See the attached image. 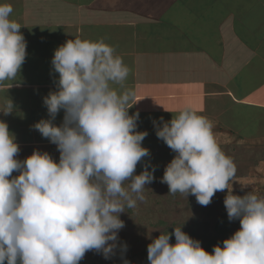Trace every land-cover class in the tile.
Here are the masks:
<instances>
[{
	"label": "clouds",
	"instance_id": "1",
	"mask_svg": "<svg viewBox=\"0 0 264 264\" xmlns=\"http://www.w3.org/2000/svg\"><path fill=\"white\" fill-rule=\"evenodd\" d=\"M12 13L11 4H0V86L16 79L28 55ZM51 64L59 78L57 90L43 98L50 118L32 127L56 145L59 161L39 150L17 159L16 137L0 120V264H80L89 251L109 259L125 226L120 215L145 200V185L155 179L154 166L135 175L150 156L142 146L148 132L137 131L138 111L129 114L135 91L124 87L130 68L115 49L103 39L76 37L55 49ZM14 110L10 98L0 104L4 116ZM153 126L175 153L161 180L169 193L195 196L207 206L227 189L228 220H239L240 228L210 254L175 227L148 245L149 264H264V197L229 193L237 168L217 143L212 122L189 108Z\"/></svg>",
	"mask_w": 264,
	"mask_h": 264
},
{
	"label": "crops",
	"instance_id": "2",
	"mask_svg": "<svg viewBox=\"0 0 264 264\" xmlns=\"http://www.w3.org/2000/svg\"><path fill=\"white\" fill-rule=\"evenodd\" d=\"M22 25L27 57L14 81L0 86V113L24 160L34 150L59 161L56 145L32 126L49 119L43 98L57 90L51 60L67 40L98 41L115 49L130 68L124 87L135 91L129 114L139 112L137 131L150 156L137 164L155 167L158 179L172 160L155 134L153 120L170 121L192 109L212 122L221 150L245 147L264 172V0H0ZM118 91L120 85H112ZM166 110V111H165ZM61 110L54 123L63 122ZM173 153V157H174ZM172 157V158H173ZM261 163V164H260ZM18 175V173H13Z\"/></svg>",
	"mask_w": 264,
	"mask_h": 264
},
{
	"label": "rangeland",
	"instance_id": "3",
	"mask_svg": "<svg viewBox=\"0 0 264 264\" xmlns=\"http://www.w3.org/2000/svg\"><path fill=\"white\" fill-rule=\"evenodd\" d=\"M230 143H227L228 148L223 152L233 159L237 171L229 183V193L243 196L253 191L254 194L264 197V172L254 173L253 164L248 165L247 170L242 171L240 168L244 160L250 162L256 153H249L243 146L236 151L235 148L230 147L232 146ZM166 154L173 159L171 149L163 152L164 156ZM151 170L149 168V171ZM141 172L142 170L138 169L135 175ZM162 177L163 175H159V179H154L151 184L145 185L143 202L138 201L135 208L125 207V213L120 215L125 226L118 233V247L115 254L105 259L101 253L89 251L80 264H124L125 260L130 264H149L145 252L148 245L160 234L172 233L175 227H182L183 232L193 235L195 240L201 242V245L210 239H226L227 234L230 238L239 230V220L232 222L228 220L224 206L227 189L215 194L216 201L212 198L209 205L201 206L197 203L195 196L189 195L186 198L178 192L169 193L168 185L161 183ZM125 187H128L127 182ZM221 218L226 221V224L221 223ZM170 243H175L174 236L171 237ZM125 244L127 250L121 251L120 246Z\"/></svg>",
	"mask_w": 264,
	"mask_h": 264
},
{
	"label": "trees",
	"instance_id": "4",
	"mask_svg": "<svg viewBox=\"0 0 264 264\" xmlns=\"http://www.w3.org/2000/svg\"><path fill=\"white\" fill-rule=\"evenodd\" d=\"M256 158V159H255ZM260 160V157H253L252 156V158L250 159V162L248 161V160H244L241 164V167L240 168H242V171L244 170V169H246L247 167H249L248 165H254L255 166V163L257 164L258 163V161ZM164 170H165V168H163L162 169V173H161V175H163L164 174ZM247 170V169H246ZM155 176V175H154ZM159 176V175H158ZM159 179V178H158ZM215 196V195H214ZM213 199L216 201V199H215V197H213ZM221 223H223V224H226V221L223 219V218H221ZM191 238H193L194 239V237H193V235H189ZM226 237H228L229 238V236H228V234H227V236ZM228 238H226V239H228ZM225 240V238H223V239H210V240H208V241H206V242H204L202 245H201V247L205 250V251H207L208 253H212V249H213V247L214 246H216L217 244H220L221 246H222V242ZM146 252V254H147V251H145Z\"/></svg>",
	"mask_w": 264,
	"mask_h": 264
}]
</instances>
